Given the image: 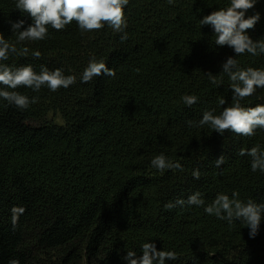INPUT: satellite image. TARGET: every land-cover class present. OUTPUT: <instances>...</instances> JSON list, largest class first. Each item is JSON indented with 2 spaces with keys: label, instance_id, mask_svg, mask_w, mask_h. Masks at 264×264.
Returning <instances> with one entry per match:
<instances>
[{
  "label": "trees",
  "instance_id": "1",
  "mask_svg": "<svg viewBox=\"0 0 264 264\" xmlns=\"http://www.w3.org/2000/svg\"><path fill=\"white\" fill-rule=\"evenodd\" d=\"M16 2L0 0V33L17 48L0 63L32 65L37 74L41 65L60 68L77 82L56 92L46 85L39 92L15 89L38 97L26 110L0 98V264H128L127 251L138 258L146 242L177 253L166 264H264V218L250 238L242 222L229 226L203 206L164 208L197 191L205 206L233 191L244 202L264 203V172H253L251 158L238 155L256 145L264 150V129L245 137L187 123L206 110L219 115L232 103L231 82L220 72L236 54L217 46L213 28L199 23L230 0H129L124 42L107 25L82 33L76 21L59 31L48 26L42 41L18 42L11 23L23 19V31L33 21ZM257 12L261 18L248 30L254 41L264 40V0L246 18ZM92 57L115 76L82 83ZM235 58L241 68L264 69V53ZM208 72L222 85L212 84ZM185 94L198 102L185 105ZM257 104H264V88L241 101L245 108ZM161 153L184 170L153 168ZM14 206L25 208L15 230Z\"/></svg>",
  "mask_w": 264,
  "mask_h": 264
},
{
  "label": "clouds",
  "instance_id": "2",
  "mask_svg": "<svg viewBox=\"0 0 264 264\" xmlns=\"http://www.w3.org/2000/svg\"><path fill=\"white\" fill-rule=\"evenodd\" d=\"M174 0H168L172 4ZM257 0H230V6L213 11L211 14L200 19L201 26L210 25L215 34V44L232 48L235 52L234 57H228L222 64L220 73L226 74L230 80L232 90V103L223 108L219 115H214L213 111L206 110L202 119L198 122L187 121L189 126L203 127L209 125L215 132L224 135L227 131H232L238 135L252 137L256 129H264V104H257L255 107L245 108L241 105L244 98L253 95L257 88H264V69L248 67L241 68L236 56L249 53L253 56L264 53V40L254 41L249 35L248 30L254 29L260 20V13L246 18V12L252 9ZM129 0H17L16 9L22 13H27L32 18V23L23 31L25 21L23 19L12 22L11 30L17 34V41H42L48 36V26L59 31L66 25L76 21L81 32H94L101 30L105 25L111 27L113 31L122 33L121 42L128 39L125 31L127 21L125 19L124 7ZM28 48H23V54L28 53ZM9 52L16 53L17 48L14 44L6 40L0 33V61L8 60ZM33 57L39 59L41 53L34 51ZM115 71L107 66L103 60H96L92 57L84 69L80 80L88 83L94 77L106 75L115 76ZM212 84L218 87L222 85V79H217L211 72L206 73ZM77 78L74 75L65 76L62 69L57 68L50 71L46 66L41 65L40 72L37 74L32 65L21 66L18 68L10 67L0 63V98L7 101L9 105H15L20 110H26L30 104H35L38 97L31 99L15 89L19 87L30 88L39 92L42 86H47L52 92L60 88L67 89L74 85ZM8 89H12L9 91ZM185 105L191 107L198 102L195 95H183L181 97ZM220 105H225L224 97L218 99ZM238 155L251 158V170L264 172V150L259 145L250 149L241 148ZM224 163L221 156L216 161L219 168ZM151 166L160 172L165 170L183 171L179 161H172L163 153L155 156L151 160ZM195 179L200 178V171L196 169L192 173ZM195 205L204 207L209 215H214L220 220H226L229 226L235 221H240L249 228L250 238H254L259 231L260 223L264 218V203H256L252 199L244 202L239 199V193L233 191L231 197L224 193H219L215 199L205 206L202 194L197 191L189 195L187 200L178 198L174 202L169 201L164 204L166 210L185 205ZM25 212V208L14 206L11 209V224L13 230L18 226L19 217ZM142 256L136 258V252L127 251L125 259L128 264H166V261L178 259L174 251L157 250L155 243H143L141 246ZM9 264H19L17 260H11Z\"/></svg>",
  "mask_w": 264,
  "mask_h": 264
}]
</instances>
